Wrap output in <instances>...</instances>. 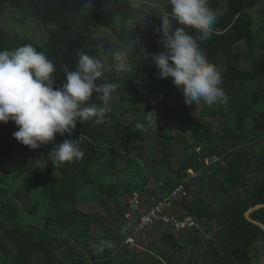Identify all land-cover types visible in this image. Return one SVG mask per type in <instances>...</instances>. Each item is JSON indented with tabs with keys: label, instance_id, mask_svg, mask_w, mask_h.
<instances>
[{
	"label": "trees",
	"instance_id": "trees-1",
	"mask_svg": "<svg viewBox=\"0 0 264 264\" xmlns=\"http://www.w3.org/2000/svg\"><path fill=\"white\" fill-rule=\"evenodd\" d=\"M259 1L227 0V10L214 26V34L200 45L209 61L221 71V87L228 96L226 104L204 107L200 111L202 116L225 118L222 130L213 132L209 125L193 120L185 110L182 93L173 85L172 78L161 79L156 75L158 69L151 57L164 51L159 43L161 35L154 31L161 23L155 16L156 10H151L153 16H147L146 23L137 21L133 27L135 11L146 0H93L88 14L81 10L85 0H0V17L5 13L8 21L4 27L0 22V50L31 44L37 51L44 52L56 67L54 87L62 85L65 67L75 70L77 50L98 55L101 44L111 50H135L130 54L133 66L129 72L105 73L104 80L120 85L108 102L111 110L106 114V122L100 125L92 121L78 123L71 134L72 139L81 138L85 155L79 161L53 165L48 156L54 144L68 139V134H57L53 142L30 149L13 138V132L18 130L13 121L0 123V167H11L8 174L0 175V264H117L118 261L140 264L134 261L135 253L126 250L121 242L128 236L106 229L97 219L77 210L78 205L87 201L95 187L99 194L118 203L124 194L143 196L148 179L155 182L157 196L165 197L181 183L188 170L202 173L204 168L205 174L216 178L218 189L227 196L228 202L224 200L223 211L206 217L203 233L200 220L204 216L182 199L188 216L196 220L199 228L181 232L179 239L164 231L161 241L175 249L184 244L197 245V253L187 262L169 260L166 255L152 256V262L257 264L259 258L264 257V232L244 218L249 207L264 203V58L257 54L264 41V22L262 41L252 29L253 22L246 11ZM159 4L171 10L167 0H159ZM223 5L224 0H211L213 8H223ZM31 22L45 30L43 45L26 29ZM105 32L110 33L113 43L104 36ZM189 32L194 33V30L189 29ZM240 42H245L249 51V70L240 67L245 56L234 51ZM157 87L165 94L159 103L151 100ZM173 98L178 101L176 110L167 106ZM150 101L154 103L151 108H141ZM92 102L102 103L95 94ZM152 111L156 113L157 128L137 129L135 124L143 122L146 113ZM158 113H164L165 118L161 120ZM129 114L134 116L131 121L127 118ZM150 129L156 144L153 150L137 144L144 141ZM182 132H188V136L181 137ZM178 144L183 147L182 160L172 168L169 158L176 153ZM146 148L151 156L158 151L163 157L151 164L152 167L148 166L144 173L137 159ZM121 154L125 155V163L115 169ZM210 156L219 157L221 163L206 165L204 161ZM37 159L42 160V167L35 164ZM103 168L108 171V177H114V182H100L104 178L100 175ZM125 173L130 179H142L134 191L129 184L121 182ZM200 177L194 180L203 181L204 176ZM211 184L212 181L205 184L202 190L206 191ZM236 188L244 191L243 197L232 193ZM94 199L111 213L102 198L95 196ZM117 211L124 212L118 205ZM251 217L264 223V208ZM135 224L132 237H135ZM91 225L105 231L104 236L94 238L89 233ZM210 229L212 237H205ZM159 230L160 227L154 226L150 231ZM102 240L110 241L111 246L105 245L102 253H96L95 248ZM92 241L97 243L95 247L90 246Z\"/></svg>",
	"mask_w": 264,
	"mask_h": 264
},
{
	"label": "clouds",
	"instance_id": "clouds-1",
	"mask_svg": "<svg viewBox=\"0 0 264 264\" xmlns=\"http://www.w3.org/2000/svg\"><path fill=\"white\" fill-rule=\"evenodd\" d=\"M167 3L171 6L170 11L161 7L159 0H146L135 11L133 24L135 28L137 21L146 23L145 18L153 16L151 10H156L155 16L161 23L154 31L161 35L159 43L164 49L151 57L158 69L156 75L161 79L172 78L187 105L201 102L207 106L226 104L228 96L221 87L222 73L209 61L200 45L214 34V26L227 10V0H224L223 8L211 7V0H167ZM92 7L93 0H85L81 10L88 14ZM98 53L89 55L77 50L75 70L65 67L62 85L54 87L56 67L44 52L37 51L31 44L0 50V123L13 121L18 129L13 132V138L30 149L53 142L57 134H68V139L54 144L49 152L53 165L79 161L84 157L80 136L72 139L71 134L78 123L92 121L100 125L106 122V114L111 110L108 102L120 85L104 80L105 73L124 74L133 66L126 51L106 49L101 44ZM93 94L101 104L92 102ZM135 127L140 130L157 128L155 111L147 112L143 122H137ZM211 158L217 160L209 165L218 162L216 156L206 157L205 161ZM186 217L194 222V226L177 233L198 228L196 220ZM151 229L135 233L139 235L151 232ZM105 245L110 247L111 242L102 240L95 248L96 253H102Z\"/></svg>",
	"mask_w": 264,
	"mask_h": 264
},
{
	"label": "rangeland",
	"instance_id": "rangeland-1",
	"mask_svg": "<svg viewBox=\"0 0 264 264\" xmlns=\"http://www.w3.org/2000/svg\"><path fill=\"white\" fill-rule=\"evenodd\" d=\"M247 13L251 16L253 27L252 29L259 35L258 37L263 41L262 37V25L264 22V0L259 1L252 9L246 10ZM7 15L5 13L2 14L0 17V22L4 26H7L8 21L6 19ZM26 29L28 30L29 34L34 38V40L39 44L43 45L45 42V30L43 28H39L35 22L28 23L26 26ZM9 31H11V28H8ZM28 34V36H30ZM104 36L107 38L109 42H114V39L111 37L109 32H105ZM124 49V48H122ZM126 51L129 56L131 53H135L134 49L130 50H122ZM235 52L240 53L241 55L245 56L242 58V62L240 63V67L245 70H249L251 68L250 65V59L247 57L249 54V51L246 47L245 42H240L236 45L234 48ZM257 54L259 56H262L264 58V41L262 43V46L260 49H258ZM165 96L163 90L160 87H157L152 95L151 100L152 102L159 103L160 100ZM182 103L183 101V95H182ZM151 101L148 102L147 105H142L141 108L149 107L151 108L154 103ZM167 106L173 110H176L178 107V101L176 98H173L171 101L167 103ZM204 107L210 108V106H207L203 104L202 102L200 104H194V105H187L185 104V110L189 112L190 116L193 120H197L201 123H205L210 126L211 130L213 132H220L222 130V127L224 125V119L218 116L209 117V116H202L200 114V111L203 110ZM158 116L161 120L165 118L164 113L160 114L158 113ZM127 118L131 121L134 119V116L132 114H129ZM152 128V127H151ZM174 132V128L170 129ZM188 136V132H182L181 137ZM155 139L151 136V129L147 130L145 133L144 141L143 142H137V144L142 143L143 145H146L147 148H151L152 150L155 148ZM146 150H143L141 158L137 159L139 161L140 165L142 166L140 171L147 172L148 166L152 167L151 164H155V161H158V159L163 157V154L158 152L155 154V156H151L150 153ZM182 145L178 144L177 150L175 154H172V156L169 158L170 165L172 168H176L179 161L182 160L181 158V151H182ZM126 153V151H125ZM219 158V157H218ZM220 159V158H219ZM218 159V162L221 163ZM144 160H147L145 163ZM213 160V158H211ZM41 159H37L35 161V164L37 166L42 167ZM125 163V155L121 154L119 156V162L115 169L120 168ZM11 167L9 165H3L0 167V175H6L9 173ZM206 168L202 170V173H193L191 171H187V176L184 178L187 179V181L184 184V190L186 195L176 198V202L174 203V206L172 207V213L173 214H179L184 217L188 215V209L182 205L181 200L183 199L184 203L187 204L189 207H195L196 210L200 211L201 216H204L200 221V231L205 232V228L203 226L204 221L206 217H209L211 214H216L220 210L223 211L222 204L228 202L226 200L227 196L222 194L219 191V184L216 181V178L212 177L210 174H205ZM107 170L103 168L101 169L100 175L101 177H104L103 179H100V182L107 183L109 181L114 182V177L109 176L107 174ZM204 176L203 181L196 180L200 176ZM233 176H238L233 175ZM151 178V177H150ZM201 178V177H200ZM124 180V181H123ZM121 182H125L126 184H129L130 188L134 191V188L141 184L142 179L140 177H134L130 179L128 173H125L124 179ZM183 180V179H182ZM181 180V182H182ZM192 180V181H191ZM212 181V184L206 188V191L202 190V188L205 187V184L207 185ZM187 185V187H186ZM144 195L143 196H137L135 193L132 194V197L124 194L121 195L118 199V202L112 201L108 196L105 194H99L98 189L95 187L93 191H91L90 194H88L86 198L85 203H80L78 205L77 210L80 212L87 214L91 216L92 218L97 219V222L104 226L106 229H110L114 232L117 230L120 231L121 235L123 237L128 236L126 239H124L122 242L123 245H125L126 250H131L135 253L136 260L134 261L139 262L140 264H154L152 262V256H160V255H166L168 256V259L171 260V258L176 259L177 261H183L187 262L189 258H192L197 253V245H191L190 247L186 246L185 244L182 245L180 248L175 249L174 247H171L169 244H167L166 241H161V236L166 229H161L157 233L152 232H143L142 234L137 235L135 232L133 233L134 236L131 235V230L139 218V216L147 210L148 206L151 205V203L154 201V199L158 195V189L156 187L155 182L153 179H148L145 183V186L143 188ZM232 193H237L239 197L244 196V191L241 188H236L235 191H232ZM122 194V193H121ZM183 194V193H182ZM99 196V198H102L103 202H105L109 208L110 214L106 211V209L98 205V203L94 202V197ZM225 200V201H224ZM96 201V200H95ZM117 205L124 210V212L119 213L117 211ZM114 218V220H112ZM117 220V221H116ZM95 225H91L89 229V233L94 237H103L105 234V231H99L95 227ZM125 226V228H124ZM199 228V224H198ZM134 231V229H133ZM169 234L173 235L177 239H179L180 233L177 232H171L169 231ZM167 233V232H166ZM206 236L212 237V230L208 233H205ZM130 238L132 240H130ZM91 247H95L97 245L96 242L92 241L89 243ZM113 247L116 248V245ZM92 250V249H90ZM81 252V250H78ZM130 256V255H129ZM161 257V256H160ZM203 258L199 257V260H202ZM128 259H126L127 261ZM118 261V260H117ZM117 264H124L123 262H117ZM257 264H264V257L259 258Z\"/></svg>",
	"mask_w": 264,
	"mask_h": 264
},
{
	"label": "built area",
	"instance_id": "built-area-1",
	"mask_svg": "<svg viewBox=\"0 0 264 264\" xmlns=\"http://www.w3.org/2000/svg\"><path fill=\"white\" fill-rule=\"evenodd\" d=\"M216 160V158L206 160L205 164L209 165ZM185 178L168 196H158L154 199L147 210L139 216L134 229L136 233L154 226L164 227L173 232H180L188 227L194 226V222L190 218L174 215L171 212L176 198L180 195H185L184 184L188 179Z\"/></svg>",
	"mask_w": 264,
	"mask_h": 264
},
{
	"label": "water",
	"instance_id": "water-1",
	"mask_svg": "<svg viewBox=\"0 0 264 264\" xmlns=\"http://www.w3.org/2000/svg\"><path fill=\"white\" fill-rule=\"evenodd\" d=\"M264 208V203L256 204L254 206L249 207L245 213H244V218L247 220L249 223L253 224L254 226L258 227L261 231L264 232V223L255 220L251 217V214L254 213L255 211L259 209Z\"/></svg>",
	"mask_w": 264,
	"mask_h": 264
}]
</instances>
